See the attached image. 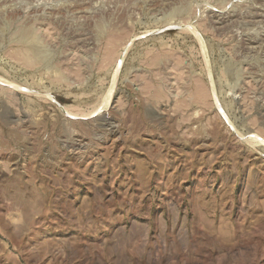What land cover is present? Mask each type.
<instances>
[{
	"label": "rangeland",
	"instance_id": "374dc122",
	"mask_svg": "<svg viewBox=\"0 0 264 264\" xmlns=\"http://www.w3.org/2000/svg\"><path fill=\"white\" fill-rule=\"evenodd\" d=\"M0 264H264V0H0Z\"/></svg>",
	"mask_w": 264,
	"mask_h": 264
},
{
	"label": "bare ground",
	"instance_id": "6f19581e",
	"mask_svg": "<svg viewBox=\"0 0 264 264\" xmlns=\"http://www.w3.org/2000/svg\"><path fill=\"white\" fill-rule=\"evenodd\" d=\"M18 199V198H17Z\"/></svg>",
	"mask_w": 264,
	"mask_h": 264
}]
</instances>
